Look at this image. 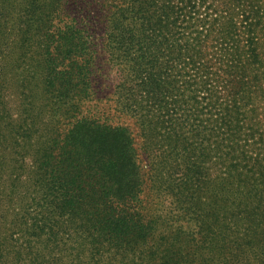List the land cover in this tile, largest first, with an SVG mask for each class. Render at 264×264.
I'll list each match as a JSON object with an SVG mask.
<instances>
[{"label":"trees","instance_id":"trees-1","mask_svg":"<svg viewBox=\"0 0 264 264\" xmlns=\"http://www.w3.org/2000/svg\"><path fill=\"white\" fill-rule=\"evenodd\" d=\"M0 264H264V0H0Z\"/></svg>","mask_w":264,"mask_h":264},{"label":"rangeland","instance_id":"rangeland-1","mask_svg":"<svg viewBox=\"0 0 264 264\" xmlns=\"http://www.w3.org/2000/svg\"><path fill=\"white\" fill-rule=\"evenodd\" d=\"M72 9V8H71ZM75 14V12H74ZM76 15V14H75ZM78 16V20H79V15ZM102 25H95V29L97 31L96 36H98V40L97 42H99V44H102L103 41V29L101 28ZM100 46V45H99ZM99 50V54H98V59H97V65H98V83L96 84V88H97V96L94 102H92L93 105H99V108L102 106H108V105H113L112 103V90L114 88V85L116 83L115 81V76H114V71H109L110 67L109 65H107L106 62V56L104 53H102V51L100 50V48H98ZM107 75H109V77H107ZM105 104V105H104ZM49 112H45L44 114V120L45 121H49ZM61 119V117H57V119ZM115 121H119L121 123H125L126 125H128L131 130L133 131V133L138 137V140L140 141L139 138V129L135 123V121L130 118L129 116L126 115H118L117 118L115 119ZM143 153V152H142ZM143 159H145L143 157ZM148 178V184H147V188L146 191L144 193V204L147 208H149V210H152L153 208V213L155 214H159V215H165L168 211H174L173 210V204H171V206H169V203L172 202L171 198L168 195H159L157 193H154V191L149 189V176L150 174L146 175ZM181 225L183 226V228H187L190 226L189 223H187L186 221H181L180 222Z\"/></svg>","mask_w":264,"mask_h":264}]
</instances>
